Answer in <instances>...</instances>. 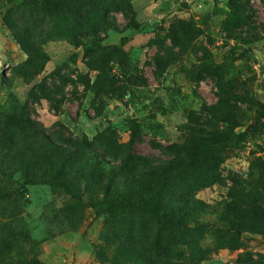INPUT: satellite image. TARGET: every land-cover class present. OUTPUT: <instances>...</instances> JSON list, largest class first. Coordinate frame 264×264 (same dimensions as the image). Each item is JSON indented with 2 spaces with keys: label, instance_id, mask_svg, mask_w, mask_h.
I'll use <instances>...</instances> for the list:
<instances>
[{
  "label": "rangeland",
  "instance_id": "374dc122",
  "mask_svg": "<svg viewBox=\"0 0 264 264\" xmlns=\"http://www.w3.org/2000/svg\"><path fill=\"white\" fill-rule=\"evenodd\" d=\"M111 2L120 10L111 6L105 26H87L86 34L62 31L70 25L56 18L34 21L46 60L33 73L41 59L20 46L4 21L9 0H0V113L27 102L56 143H87L57 162L65 168L59 182L27 183L29 166L14 159L15 145L0 131V191L17 189L0 202V264H113L110 231L135 241L153 233L139 215L115 217L99 205L110 165L128 152L164 158L212 130L228 135L221 180L195 192L211 210L234 193L236 175L251 181L264 170V0ZM14 8L27 20V8ZM131 17L145 27H126ZM196 218L209 224L193 231L206 249L202 264L264 254V235H234L215 211ZM179 241L177 254L187 251Z\"/></svg>",
  "mask_w": 264,
  "mask_h": 264
},
{
  "label": "trees",
  "instance_id": "16d2710c",
  "mask_svg": "<svg viewBox=\"0 0 264 264\" xmlns=\"http://www.w3.org/2000/svg\"><path fill=\"white\" fill-rule=\"evenodd\" d=\"M109 1L9 0L4 21L28 55L41 59L40 65L32 66L35 73L42 69L46 57L41 47L44 41L41 40L34 21L56 18L61 23L67 21L70 25L61 29L62 31L81 27L83 31L80 34H86L84 29L87 26H105L111 6L115 4L120 10L118 3L111 2L109 5ZM14 7L27 8V20L21 22L18 17L15 18L14 12L12 14L16 10ZM35 9L37 13H42L41 19L39 14L34 13ZM126 27L140 29L145 25L131 17ZM170 36L176 41L174 32ZM155 39L162 43L165 36L161 37L157 33ZM72 43L79 44L75 37ZM18 107L13 113H0V131L5 132L1 140L15 145L14 159L29 166L31 177L27 183L59 182L65 168L64 163L59 166L57 162H63L66 154H78L86 148L87 143L80 140L56 143L30 117L27 102ZM21 131L28 138L23 136L17 139V134ZM6 135L8 139H5ZM227 136L223 137L220 132L212 130L207 136L189 139L179 147L173 146L175 152L167 157L128 152L119 162L110 165L112 175L103 185L99 205L115 217L139 215L144 221L142 228L149 233L150 229L153 232L143 240L135 241L134 236H124L119 229L110 231L107 238L111 239L108 244L114 248L110 257L113 264H202L206 249L197 245V235L193 231L194 227L200 231L209 225L198 221L196 215L211 211H215L216 221L234 235L243 232L264 235V170L251 181L240 179L236 175L237 178L232 179L234 193L216 210H211L209 205L195 197L197 190L221 180L219 167L222 148L231 140ZM38 150L43 154H38ZM87 150L92 151L88 147ZM16 190L8 193L0 191V202L11 200ZM190 222L194 225L191 226ZM179 240H182L187 251L178 255L173 246L180 243ZM229 244L228 242L227 245L231 248L236 247ZM234 264H264V254L256 257L241 254Z\"/></svg>",
  "mask_w": 264,
  "mask_h": 264
}]
</instances>
